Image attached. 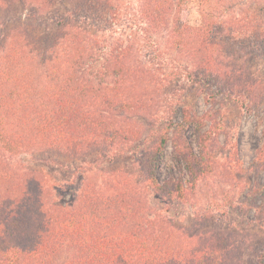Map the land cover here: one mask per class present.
Instances as JSON below:
<instances>
[{
    "label": "trees",
    "instance_id": "obj_1",
    "mask_svg": "<svg viewBox=\"0 0 264 264\" xmlns=\"http://www.w3.org/2000/svg\"><path fill=\"white\" fill-rule=\"evenodd\" d=\"M16 1L0 0L2 16ZM103 1L74 0L82 8L76 19L93 16L105 22L96 11ZM221 1L225 0H206L195 35L185 36L186 29L177 21L174 44L199 66L212 63L214 44L209 39L214 29L240 28L244 23L230 9H220ZM174 4V0H141L139 21L165 23ZM34 12L40 14L38 9ZM55 24L60 27L55 36L37 37L30 36L23 23L7 27L0 21V264H229L216 249L219 239L204 234L192 241L191 233L168 228L161 213L152 214L146 199L130 187L128 173L90 174L80 198L63 210L52 204V192L38 174L19 161V155L35 149L82 155L100 148L109 152L117 148L121 153L139 149L145 189L178 198L190 195L182 191L180 181L157 184L168 132L157 136L155 146L136 144L140 129L133 117L148 113L154 103L156 78L130 61L128 51L108 52L88 32L87 23L59 16ZM167 107L172 113L170 101ZM187 148L185 141L176 144L193 188L213 173L214 164L195 156L187 160ZM168 229L175 243L186 242L185 250L168 254L158 238ZM258 263L264 264V257Z\"/></svg>",
    "mask_w": 264,
    "mask_h": 264
},
{
    "label": "rangeland",
    "instance_id": "obj_2",
    "mask_svg": "<svg viewBox=\"0 0 264 264\" xmlns=\"http://www.w3.org/2000/svg\"><path fill=\"white\" fill-rule=\"evenodd\" d=\"M73 1L26 0L24 4L17 0L3 13L5 17L0 13V21L7 22V27L23 23L30 36H55L60 30L55 18L64 16L83 26L87 23L88 32L108 52L128 51L130 61L156 78L157 89L148 113L133 117L140 129L136 144L155 146L157 136L168 132L157 184L180 181L182 191L188 190L190 195L178 198L174 193L151 194L145 189L139 149L121 153L117 148L110 152L96 148L83 155L35 149L19 155V161L38 174L52 192V204L63 210H69L80 198L90 174L112 170L128 173L130 187L146 199L152 214L158 211L164 216L168 228H183L193 237L207 234L219 239L216 249L229 264H259L258 259L264 257V0L220 2V9H230L244 23L240 28L226 25L225 30L220 26L214 29L208 67L199 66L174 44L179 34L175 32L177 21L186 29L185 36L196 34L206 0H174L171 17L156 25L139 21L141 0H104L96 11L105 22L91 19L93 16L76 19L82 8ZM181 141L188 145L187 160L195 156L205 164H214L213 173L193 188L188 183L186 162L176 149ZM255 189L260 192L255 194ZM166 231L158 238L168 254L187 248L186 242L175 243L169 229Z\"/></svg>",
    "mask_w": 264,
    "mask_h": 264
}]
</instances>
